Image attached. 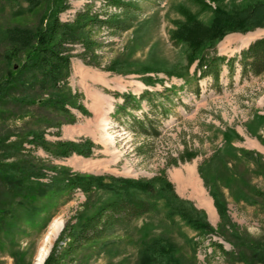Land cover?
Returning <instances> with one entry per match:
<instances>
[{
    "label": "rangeland",
    "instance_id": "rangeland-1",
    "mask_svg": "<svg viewBox=\"0 0 264 264\" xmlns=\"http://www.w3.org/2000/svg\"><path fill=\"white\" fill-rule=\"evenodd\" d=\"M122 1L131 4L132 8L123 11V8L107 6L104 0H68L71 9L61 14L62 21H73L77 12L90 4L93 12L101 18H105L107 13L120 16L130 28L127 31L101 29L93 33L101 44L95 51L97 67L86 65L80 58L83 48L73 46L70 85L83 94L82 103L91 115L84 116L74 110L78 121L61 128V139L89 138L99 148L94 150L91 158L73 155L53 160V163L78 173L112 174L133 179H153L160 177L165 170L179 196L181 185L176 176L189 168L198 170L206 163L202 169L204 180L213 191L223 194L227 202L230 224L211 236L213 241L223 245L224 251L212 247V256L205 257L209 238L203 242L179 217H176V224L171 225L163 220L162 215L152 213L134 221L129 227L116 230L106 248L86 246L72 256H65L59 264H139L146 243L163 238L175 243L185 259L184 264H263L257 262V256L264 250V76L239 83V77L232 81L225 68L220 90L213 88L212 81L208 79L196 81V64L188 69V78L169 76L168 72L184 71L187 65L186 47L175 45L170 39V32L175 26L173 22L183 19L180 8L183 6L197 13L205 23L211 20L212 11H201L196 0ZM205 1L216 7L210 0ZM11 11V0H0V27H11L13 24L32 27L36 22L34 17L14 18ZM263 36L264 29L247 34H230L218 44V52L234 57ZM119 59L128 65L123 69L126 74L103 69ZM5 74L6 66L0 61V80ZM147 78L157 83L147 86L144 81ZM187 80L190 85L185 84ZM197 88L200 90L198 95L195 93ZM165 89L167 92L164 93L169 98L160 97L157 102L170 110V116L161 120V136L153 138L136 134L124 123L127 121L124 117L115 115L116 106L122 102L114 96L115 93L140 95L146 90L161 93ZM97 97L103 101L102 112L95 109ZM142 106L143 110L133 115L142 117L143 112H150L146 102ZM100 118L109 121L111 142L102 136ZM20 128L21 121L12 122L6 129L0 128V134H17ZM55 131L48 130L47 139L58 140L54 136ZM229 131H235L242 139H235L233 132ZM225 133L232 135L231 142H227ZM15 139L13 137L11 141ZM253 143L259 144V150L254 148ZM140 148L144 153L139 152ZM237 149L259 153L262 157L253 154L249 162L245 159L243 163L235 162L233 156ZM183 152L192 154L194 159L186 163L180 161L178 166L171 165V159H180ZM34 155L48 158L42 150ZM205 188L204 194L213 203L209 187ZM184 193L194 201L180 197L205 210L208 221L217 230L220 217L215 207L216 214L212 219L197 198L192 196L190 189ZM85 200L82 192H76L71 200L62 199L56 207L40 215L36 224L22 220L23 233L11 239L7 235L0 236L3 242H0V264H35L50 224L54 219L62 218L64 227L53 243L51 254L66 225L69 222L75 224L73 218L82 209ZM223 236L230 238L233 244ZM194 242L203 243L197 244L196 255Z\"/></svg>",
    "mask_w": 264,
    "mask_h": 264
},
{
    "label": "trees",
    "instance_id": "trees-1",
    "mask_svg": "<svg viewBox=\"0 0 264 264\" xmlns=\"http://www.w3.org/2000/svg\"><path fill=\"white\" fill-rule=\"evenodd\" d=\"M104 1L107 6L123 8V11L132 8L122 0ZM196 1L201 11H212V18L205 23L197 13L180 8L183 19L173 22L170 39L175 45L186 47L187 65L184 71L168 72V75L188 78V69L196 64V81L208 79L216 90L222 88L225 68L232 81L239 77V83L264 76V36L234 57L218 52V44L228 35L264 29V0H210L215 8L205 0ZM11 8L14 18L34 17L36 22L32 27L20 24L0 27V61L6 66V74L0 80V128L6 129L9 123L21 121L17 134H0V236L7 235L11 239L23 233L22 220L36 224L40 215L56 207L62 199L71 200L76 192H82L86 200L73 218L75 224L66 225L45 264H59L65 256H72L86 246L106 248L116 230L129 227L152 213L162 215L171 225L176 224L179 217L203 242L218 230H225L230 224L227 202L223 194L213 191L204 180L202 169L206 163L199 166L198 172L205 187H209L220 217L217 230L208 221L205 210L176 193L165 170L153 179H133L78 173L53 163V160L73 155L91 158L99 148L89 138L61 139V128L78 121L74 110L84 116L91 115L82 103L83 94L70 85L73 46L83 48L80 58L86 65L97 67L95 51L101 44L93 33L101 29L127 31L130 27L117 15L107 13L101 18L90 4L77 12L73 21L64 22L61 14L71 9L68 0H11ZM125 67L128 65L119 59L103 69L126 74ZM144 81L147 86L157 83L151 78ZM185 84L191 83L187 80ZM164 92L167 90L161 93L146 90L140 95L115 93L114 96L122 100L116 106L115 115L124 117L127 120L124 123L136 134L157 138L161 136V120L170 116V110L157 102V98H169ZM195 93L198 95L200 90L197 88ZM145 102L150 112H143L142 117L133 115L143 110ZM50 129L56 130L54 136L58 140L47 139ZM229 132H233L235 139H242L235 131ZM230 133L224 134L227 142H231ZM13 137L16 139L11 141ZM38 150L45 152L48 158L35 156ZM236 151L235 162L243 163L244 159L249 162L253 154L262 157L246 149ZM139 152L144 153L142 148ZM193 159L192 154L183 152L180 159H171L170 164L178 166L180 161L186 163ZM229 239L227 241L233 244ZM169 242L164 238L147 242L139 264H184L185 259L175 243ZM197 244L203 243L194 242L195 255ZM211 244L224 251L222 244L216 241ZM257 262L264 264V250L257 256Z\"/></svg>",
    "mask_w": 264,
    "mask_h": 264
},
{
    "label": "bare ground",
    "instance_id": "bare-ground-1",
    "mask_svg": "<svg viewBox=\"0 0 264 264\" xmlns=\"http://www.w3.org/2000/svg\"><path fill=\"white\" fill-rule=\"evenodd\" d=\"M94 104H95V109L97 112L103 111V101L101 100V98L99 97L95 98ZM100 123L103 124L102 136L111 142L112 141L111 136L108 131L109 121L107 119L100 118ZM192 176L193 174L191 170L189 169L185 173H182L181 175H177L176 177L181 187L185 190L190 189L191 194L197 198L199 204L202 207H204L208 211L210 217L214 219L216 212H215L213 203L206 196V194L203 193V191L199 188V186L197 187V185H195V182L193 181ZM63 227H64V220L62 218H56L50 224L48 231L43 238V242L41 246L39 247V251H38V254L35 260V264H44L45 260L50 254L54 241L56 240L59 233L62 231Z\"/></svg>",
    "mask_w": 264,
    "mask_h": 264
},
{
    "label": "crops",
    "instance_id": "crops-1",
    "mask_svg": "<svg viewBox=\"0 0 264 264\" xmlns=\"http://www.w3.org/2000/svg\"><path fill=\"white\" fill-rule=\"evenodd\" d=\"M66 140H71V139H66ZM75 140V139H74ZM254 145V148H257L258 150H259V144H256V143H253ZM190 169V168H189ZM191 170V172H192V174H193V176H192V179H193V181L195 182V185H197V187L199 186V188L203 191V193L206 191V188H205V183H204V181H203V179H201V177H200V175H199V173H198V170H197V168L196 169H194V168H191L190 169ZM205 190V191H204ZM179 194H180V196L182 197V198H185V199H188V200H192V201H194V199L190 196V195H188V194H185L184 192H185V189H183L182 187L181 188H179ZM192 196H194V195H192ZM195 197V196H194Z\"/></svg>",
    "mask_w": 264,
    "mask_h": 264
},
{
    "label": "built area",
    "instance_id": "built-area-1",
    "mask_svg": "<svg viewBox=\"0 0 264 264\" xmlns=\"http://www.w3.org/2000/svg\"><path fill=\"white\" fill-rule=\"evenodd\" d=\"M212 254H213V248L212 247H210V243L208 244V249L207 250H205V257H209V256H212Z\"/></svg>",
    "mask_w": 264,
    "mask_h": 264
}]
</instances>
